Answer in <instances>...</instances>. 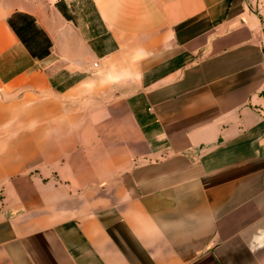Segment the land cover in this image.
Wrapping results in <instances>:
<instances>
[{
  "label": "crops",
  "instance_id": "obj_1",
  "mask_svg": "<svg viewBox=\"0 0 264 264\" xmlns=\"http://www.w3.org/2000/svg\"><path fill=\"white\" fill-rule=\"evenodd\" d=\"M37 9L0 5V264H264V0Z\"/></svg>",
  "mask_w": 264,
  "mask_h": 264
},
{
  "label": "rangeland",
  "instance_id": "obj_2",
  "mask_svg": "<svg viewBox=\"0 0 264 264\" xmlns=\"http://www.w3.org/2000/svg\"><path fill=\"white\" fill-rule=\"evenodd\" d=\"M53 0H0V5L5 4L7 10H12V9H16L18 6H23L24 3L30 5L33 8H38L37 10L42 11L44 10V8H46L47 6H50ZM11 20H12V24L15 28L18 29H27L30 33L33 34V38L35 39L34 36H36V41L33 39L30 41V46H32L34 49V45L37 46L38 44H40L39 48L37 51H35L36 53H40L44 48H45V41L44 39H40L38 38V35L40 36L41 34L39 33L38 30V25L35 22V18L26 13V12H22L19 10H13L11 12ZM29 40V39H28ZM35 41V42H34ZM33 42V43H32ZM7 100V98L3 97L0 94V101H4ZM3 146L2 144H0V147Z\"/></svg>",
  "mask_w": 264,
  "mask_h": 264
},
{
  "label": "trees",
  "instance_id": "obj_3",
  "mask_svg": "<svg viewBox=\"0 0 264 264\" xmlns=\"http://www.w3.org/2000/svg\"><path fill=\"white\" fill-rule=\"evenodd\" d=\"M12 17L9 18V24L11 26V28L18 34V36L20 37V39L26 44V46L30 49V51L40 57L42 55H44L46 52H47V47H48V43L45 42V48L40 52V53H36L35 51L38 50L40 44H38L37 46L34 45V49H32L33 47L30 46V41L33 40V34L30 33L27 29L23 28V29H18V28H15L12 24V20H11ZM40 33V32H39ZM35 37V36H34ZM29 39V40H28ZM35 40V39H34ZM36 41V40H35ZM34 41V42H35ZM45 41V40H44ZM33 43V42H32Z\"/></svg>",
  "mask_w": 264,
  "mask_h": 264
}]
</instances>
